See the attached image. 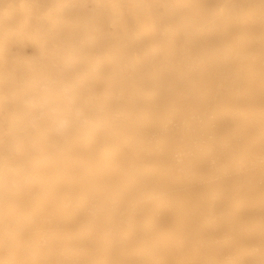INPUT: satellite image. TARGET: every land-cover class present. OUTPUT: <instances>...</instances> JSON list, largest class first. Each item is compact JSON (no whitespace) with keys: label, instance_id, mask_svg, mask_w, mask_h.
I'll use <instances>...</instances> for the list:
<instances>
[{"label":"bare ground","instance_id":"1","mask_svg":"<svg viewBox=\"0 0 264 264\" xmlns=\"http://www.w3.org/2000/svg\"><path fill=\"white\" fill-rule=\"evenodd\" d=\"M0 264H264V0H0Z\"/></svg>","mask_w":264,"mask_h":264}]
</instances>
